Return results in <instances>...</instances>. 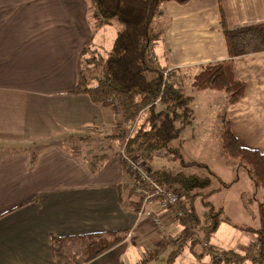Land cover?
<instances>
[{
	"label": "crops",
	"instance_id": "obj_1",
	"mask_svg": "<svg viewBox=\"0 0 264 264\" xmlns=\"http://www.w3.org/2000/svg\"><path fill=\"white\" fill-rule=\"evenodd\" d=\"M89 8L88 0H0V145L14 147L0 154V264H151L162 256L168 264L172 252L177 255L171 264H222L201 244L192 246L184 239L183 227L169 212L155 204L148 208L159 213L160 232L149 215L134 210L136 199L128 195L131 175L122 156L104 149L115 141L113 107L74 92L83 46L101 50L114 23L93 29L97 14ZM161 10L154 51L183 78L184 91L201 65L229 59L221 10L228 29L264 23V0H168ZM232 66L244 91L234 103L222 92L223 116L243 147L264 151V51L235 57ZM143 120L140 116L124 126L127 136V128ZM86 129L93 131L82 134ZM104 129L112 132L102 134ZM74 139L96 140L99 146L83 154ZM101 154L106 158L93 170L90 163ZM196 199L194 211L202 217L205 210L198 209ZM248 215L253 223L254 214ZM227 225L219 226L207 241L210 246L243 253L255 244L257 237L240 229L239 234L252 237L229 245L221 236ZM105 232L126 233V238L86 262L80 240L65 239L57 247L52 243V237Z\"/></svg>",
	"mask_w": 264,
	"mask_h": 264
},
{
	"label": "trees",
	"instance_id": "obj_2",
	"mask_svg": "<svg viewBox=\"0 0 264 264\" xmlns=\"http://www.w3.org/2000/svg\"><path fill=\"white\" fill-rule=\"evenodd\" d=\"M165 1L168 0H88L89 6L97 14L96 27L110 25L115 21L121 28L105 57L97 55L87 58L83 61V68L80 61V81L74 92L85 93L96 103L111 104L117 125L113 137L123 146L127 157H139L145 161L153 152L167 149L180 159L183 170H154L151 175L164 187L182 191L179 209L184 212L185 218H181L180 224L183 226L190 222L195 226L194 230L185 231L183 237L190 239L192 246L203 245V242L211 240L219 226L227 220L222 216L221 208L206 202L203 203L204 206L207 205L204 215L199 217L195 213V198L202 195L203 188L210 185L211 177L215 176L207 165L186 162L178 148L169 147V143L180 136L189 121L188 111L192 96L185 93L183 78L164 66L154 51V44L161 36L155 23L162 15L161 4ZM174 1L184 4L190 0ZM221 24L229 59L201 65L192 77L191 86L195 91L223 92L227 95L228 103H234L243 94L244 84L235 79L232 60L238 56L264 51V23L228 29L221 10ZM83 51L86 53L84 47L82 53ZM84 71L86 72L83 73ZM142 114L143 122L133 135L127 136L124 126L135 123ZM220 118V154L246 171L255 192L264 190V151L243 147L232 133L226 118L223 115ZM105 149L113 148L109 145ZM105 158V154L96 155L90 167L97 169ZM122 162L126 165L124 159ZM192 168H197L200 172H192ZM219 182L220 186L210 189L208 187V193L202 196L230 187V184L221 180ZM131 194L133 195V187L128 192L129 196ZM241 229L257 237L254 246H249L243 253L234 249L217 251L210 245L203 248L204 252L212 256L219 255L222 264H264L263 202L256 204L254 222ZM198 233L202 236L198 237ZM125 238L126 233L105 232L78 238L52 237V243L57 247L65 239L80 240L85 247L83 262H86L108 251ZM172 254L173 258L169 259L168 264L172 263L177 252Z\"/></svg>",
	"mask_w": 264,
	"mask_h": 264
},
{
	"label": "rangeland",
	"instance_id": "obj_3",
	"mask_svg": "<svg viewBox=\"0 0 264 264\" xmlns=\"http://www.w3.org/2000/svg\"><path fill=\"white\" fill-rule=\"evenodd\" d=\"M90 9L91 7L89 8V12ZM95 24L96 23L92 21L93 29ZM120 28V25L114 21L113 25L107 29L108 34L105 39V44L101 50L91 47L89 45L90 43H87L83 46L86 53H84V51L83 53L81 52L82 68L85 66L83 61H85L87 58H91L92 56L97 57V55L105 57L106 49L110 45V41L112 42V34L114 37ZM85 72L86 71L83 73ZM82 78L84 79L85 76ZM184 87L186 89L185 93L188 96H192V102L189 105L188 111L189 121L182 129L180 136L169 143V147L178 148L179 153L184 161L205 164L213 172L215 177H211L210 185L206 186V188H203L202 195L208 193V187L210 189L212 187L215 188L220 186V180L224 183L231 184L228 188H220L216 192L209 195H201L197 197L196 202H198V209H200L199 206H201L204 210L206 209L207 205L204 206V202L212 204L216 208L222 209V216L227 220L226 223L228 224V230L221 231V236H226L228 244L235 246L246 237H252V235L249 233H240L242 234L240 236L238 232L241 231L240 229L243 226L252 223V218L250 219L248 214L252 215L255 213L257 202L264 203V192H255L253 184L250 181L246 171L241 167L235 169L233 167L234 163L230 159L225 158L220 154V116L224 114L225 109V104L222 101L224 99L223 93L217 91H212L211 93H199L187 84H185ZM188 88L189 90H192L191 93L188 92ZM142 117H144V114L141 115V118ZM139 126L140 125L137 123L133 127H128V133L132 135ZM92 131L93 129H86L84 132L81 131V133L85 134ZM100 132H102V134H109V132L112 131L104 129ZM61 141L62 140L59 142ZM72 142L77 148H80L83 151V154L87 155L92 152V149L99 146L96 140H84L80 142L77 139H74ZM111 142H108V144H112L111 146L114 151L117 150L119 153L121 150H124L123 146L119 145L118 142ZM65 143L67 144V141H65ZM106 146L107 144L104 145V149ZM11 150H14V147H10V145L7 143L0 145V154L2 155ZM133 158L144 162L151 171L167 170L177 172L183 170L179 161L180 159L177 158L173 152L168 151L167 149L153 152L145 159V161L139 157ZM191 171L196 173L200 172L197 168H192ZM236 178L238 179L237 181H235ZM171 245L173 246L174 244ZM250 246L254 245L251 244ZM173 247L175 248V246ZM202 248L206 247L202 245ZM213 248L216 249V247ZM59 249L60 247L58 250ZM213 259L215 260L214 262H220L219 259ZM151 264H167V262L162 256L154 260Z\"/></svg>",
	"mask_w": 264,
	"mask_h": 264
},
{
	"label": "built area",
	"instance_id": "obj_4",
	"mask_svg": "<svg viewBox=\"0 0 264 264\" xmlns=\"http://www.w3.org/2000/svg\"><path fill=\"white\" fill-rule=\"evenodd\" d=\"M120 155L122 160H125L127 170L131 175L133 196L136 199L133 205L136 208V213L139 216L149 215L151 222L160 232L164 231L162 219L159 213L148 211L150 204L157 205L159 211L169 212L176 223H180L181 218H185L184 212L179 209V202L183 197L182 191L173 187H164L156 182L152 178V171L146 164L137 159L127 157L124 150L120 151ZM181 227H183L184 232L189 229H195V226L190 222H187L186 225H181ZM170 243L174 244L173 241ZM203 245L207 247L210 244L203 242ZM214 258L216 260L221 259L218 255H215Z\"/></svg>",
	"mask_w": 264,
	"mask_h": 264
}]
</instances>
